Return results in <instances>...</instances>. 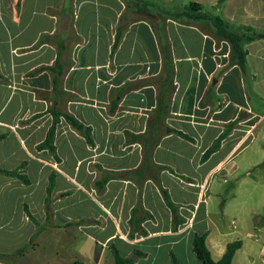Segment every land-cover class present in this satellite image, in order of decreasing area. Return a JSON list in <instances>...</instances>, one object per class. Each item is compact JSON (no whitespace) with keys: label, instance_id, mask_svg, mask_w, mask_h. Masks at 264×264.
<instances>
[{"label":"crops","instance_id":"0c3cea01","mask_svg":"<svg viewBox=\"0 0 264 264\" xmlns=\"http://www.w3.org/2000/svg\"><path fill=\"white\" fill-rule=\"evenodd\" d=\"M190 3L264 32V0H0V168L29 179L0 175V253L115 264L114 246L133 264H202L192 239L207 233L214 260L239 240L233 264H264V38L245 44L243 70L208 22L170 15ZM50 111L94 145L61 118L59 161L37 150Z\"/></svg>","mask_w":264,"mask_h":264},{"label":"trees","instance_id":"16d2710c","mask_svg":"<svg viewBox=\"0 0 264 264\" xmlns=\"http://www.w3.org/2000/svg\"><path fill=\"white\" fill-rule=\"evenodd\" d=\"M125 3L132 4L134 2H138L141 0H123ZM144 4H147L148 2H144ZM170 15H173L177 19L189 23V22H199V21H206L208 22L214 29L216 36L219 39L225 40L230 45V60L231 63H234L238 65L241 69L246 68V59H247V50L245 48V44L260 38H264V34H250L254 32V29L251 27H246V32H237L231 28L228 22L223 20L221 17L205 12L203 10V6L198 3H190L184 10L177 11L175 13H170ZM48 39V35H44L40 38V40L37 42L36 47L43 44ZM122 40V34L117 33L115 36L114 44L112 46L111 54H113L116 49L119 47L120 42ZM58 50L61 51L63 48V44L59 43L57 45ZM56 66H59V60L56 63ZM45 68H39L36 70V72H40L44 70ZM61 73V71H58V74ZM58 80L57 78L54 79V90L57 88ZM50 113L53 115V123L46 135L45 140L37 145V150H47L56 161H59V158L57 156L56 152V146H55V135H56V128L57 124L60 121L61 118H63L72 128H74L76 131L79 132L80 135H82L86 142L90 145H94V140L92 136V129L88 126H86L84 123H82L79 119L76 117L66 114V113H60L56 111H50ZM180 137L188 140V141H194L192 137L189 135L180 132L175 131ZM230 133V130H224L213 142L211 147L204 153L202 157V161L207 160L214 152H216L218 149H220L222 141L227 137V135ZM5 137V135H0V140H2ZM25 164L21 166L20 169L24 167ZM164 169L169 170L171 173L177 175L178 177L182 179H186L184 176L177 174L172 168L164 167ZM19 169L16 170H5L0 168V175H6V176H14L20 178L24 183H29V179L20 174ZM106 183V181H103L100 186H103ZM54 186V178L52 176L50 180V185L48 187V199L49 201V195L53 189ZM164 199L166 202V205L172 210V212L176 211L175 204L171 201L170 196L166 190H163ZM137 210L133 211V214ZM130 224L133 226L134 222L133 219L130 220ZM207 233L198 234L195 233L193 235L192 239V247L193 251L198 258V260L202 264H233V259L236 254V252L242 247V242L237 240L230 242L226 246L225 253L219 260H214L212 257V254L207 246ZM130 237H133V235L130 234ZM113 256H114V262L115 264H133L134 259L132 257H124L120 255L118 250L113 246L112 248ZM27 247L21 248L17 250L16 252H13L11 254H5L0 253V262H3L5 264H16L26 253ZM139 256H143L144 254L141 252H137ZM172 261L173 264H178L176 261V258L172 254ZM73 264H82L78 261H75Z\"/></svg>","mask_w":264,"mask_h":264},{"label":"water","instance_id":"95a60500","mask_svg":"<svg viewBox=\"0 0 264 264\" xmlns=\"http://www.w3.org/2000/svg\"><path fill=\"white\" fill-rule=\"evenodd\" d=\"M68 17L64 18V25L67 27ZM137 255L132 256V258H136ZM16 264H33L29 259L28 255H24Z\"/></svg>","mask_w":264,"mask_h":264},{"label":"rangeland","instance_id":"374dc122","mask_svg":"<svg viewBox=\"0 0 264 264\" xmlns=\"http://www.w3.org/2000/svg\"><path fill=\"white\" fill-rule=\"evenodd\" d=\"M255 25H260L259 23L258 24H255ZM245 28L246 27H238V29H239V31L241 32V33H243V32H246L245 31ZM254 29V32H252V33H250V34H264V32L260 29V28H253Z\"/></svg>","mask_w":264,"mask_h":264}]
</instances>
